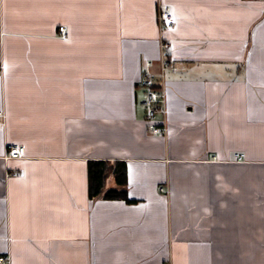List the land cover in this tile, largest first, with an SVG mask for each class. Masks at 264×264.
<instances>
[{
    "label": "crops",
    "instance_id": "1",
    "mask_svg": "<svg viewBox=\"0 0 264 264\" xmlns=\"http://www.w3.org/2000/svg\"><path fill=\"white\" fill-rule=\"evenodd\" d=\"M160 1L165 49L158 0H0L8 264H264V0ZM147 61L164 133L141 103ZM101 159L123 163L105 187L126 198L89 196Z\"/></svg>",
    "mask_w": 264,
    "mask_h": 264
},
{
    "label": "built area",
    "instance_id": "2",
    "mask_svg": "<svg viewBox=\"0 0 264 264\" xmlns=\"http://www.w3.org/2000/svg\"><path fill=\"white\" fill-rule=\"evenodd\" d=\"M157 22L161 35V48L167 47V42L164 41L162 33L165 29H170L174 25V16L170 10V7L158 0L157 7ZM59 31H64V26L59 27ZM163 40V41H162ZM150 62L147 61L143 67V75L139 81L141 87L144 88V97L141 101L146 110V118L149 121V129L152 133H164L166 131V125L164 122L157 123L155 116L157 113H165V93L163 81L157 80L156 75L149 68ZM4 112L0 110V125L4 123ZM25 155V148L20 144H6L5 158H21ZM235 161H243L244 154L242 152L234 154ZM161 191H166L165 187L160 188ZM0 263H9V256H0Z\"/></svg>",
    "mask_w": 264,
    "mask_h": 264
},
{
    "label": "trees",
    "instance_id": "3",
    "mask_svg": "<svg viewBox=\"0 0 264 264\" xmlns=\"http://www.w3.org/2000/svg\"><path fill=\"white\" fill-rule=\"evenodd\" d=\"M116 165V166H115ZM112 174L119 184L124 182L125 167L123 163L107 160H90L88 162V194L90 197L101 196L106 199L126 198L125 190L115 187L106 188L105 181Z\"/></svg>",
    "mask_w": 264,
    "mask_h": 264
}]
</instances>
